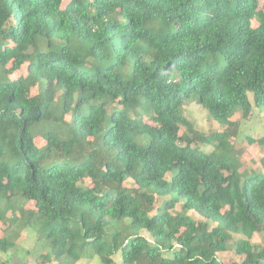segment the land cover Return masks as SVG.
<instances>
[{
  "label": "trees",
  "instance_id": "1",
  "mask_svg": "<svg viewBox=\"0 0 264 264\" xmlns=\"http://www.w3.org/2000/svg\"><path fill=\"white\" fill-rule=\"evenodd\" d=\"M64 1L0 0V216L74 263L225 264L242 233L238 264H264V157L243 177L183 112L193 96L229 129L248 92L264 108V0Z\"/></svg>",
  "mask_w": 264,
  "mask_h": 264
},
{
  "label": "rangeland",
  "instance_id": "2",
  "mask_svg": "<svg viewBox=\"0 0 264 264\" xmlns=\"http://www.w3.org/2000/svg\"><path fill=\"white\" fill-rule=\"evenodd\" d=\"M65 0L62 4V11H67L71 3ZM257 12L254 22L257 23L259 17ZM24 66V65H23ZM24 67H21L17 73L13 75L24 76ZM31 92H35L36 87L29 86ZM249 99L252 103L251 114L245 118L242 115L241 109L238 108L234 111V115L229 120L234 123L226 129L227 126L220 124L218 121L211 119L206 109H204L197 99L191 96V100L185 98L183 103L184 114L194 122L195 128L201 134L211 135V141L203 142L197 140L196 144L202 149L207 151L217 150V154L220 155L226 162L230 163L242 176H247L249 173L263 172L262 159L264 157V145H260L257 142L251 144L248 140V136H252L255 139H259L264 135V108H259L255 105L252 92H248ZM144 120L151 126H158L159 123L156 119L145 116ZM228 130L230 134L223 131ZM149 133H145L142 137L143 142H147L149 139ZM37 142L41 145L44 143L43 138L39 137ZM218 145V147H217ZM214 167L211 168V171ZM168 175L167 178H170ZM162 197H158V203H161ZM25 203L22 198L16 197L12 204L14 207L20 208ZM27 209H31V205ZM0 208L5 209L6 204L3 202L0 204ZM176 208H181L180 203H177ZM1 211V210H0ZM19 213V211H17ZM183 214L197 218V213L193 210H182ZM17 213H12V210H8L6 217L0 216V237L9 236L10 238L16 236V245L7 252L0 250V263L2 261H8L11 264H104L99 257L94 253L91 248H87L81 252V259L74 263L70 258L59 256L56 257L54 252L51 251L49 245L46 244L45 238H40L43 234L45 236L46 231L33 227H23L22 221L26 222V219H19L16 216ZM16 220L13 222V220ZM23 222V223H24ZM125 223V224H124ZM127 221L122 222L125 226ZM216 225L215 222H211L210 227ZM129 230V229H128ZM15 232V234H13ZM13 234V235H12ZM245 237L242 233L233 234L228 239L229 249L226 252H219L218 257L225 264H238L241 257L233 250L234 242L238 238ZM251 241L256 244L264 242V237L261 233H255ZM123 264L120 253L115 254V263Z\"/></svg>",
  "mask_w": 264,
  "mask_h": 264
}]
</instances>
